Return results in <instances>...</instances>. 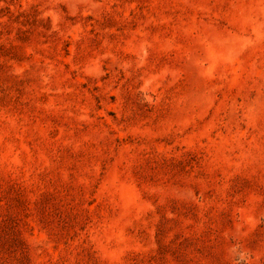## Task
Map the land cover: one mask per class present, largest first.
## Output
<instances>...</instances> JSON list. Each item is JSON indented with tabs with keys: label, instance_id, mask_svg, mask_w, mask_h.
<instances>
[{
	"label": "rangeland",
	"instance_id": "1",
	"mask_svg": "<svg viewBox=\"0 0 264 264\" xmlns=\"http://www.w3.org/2000/svg\"><path fill=\"white\" fill-rule=\"evenodd\" d=\"M0 264H264V0H0Z\"/></svg>",
	"mask_w": 264,
	"mask_h": 264
}]
</instances>
